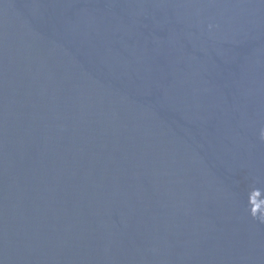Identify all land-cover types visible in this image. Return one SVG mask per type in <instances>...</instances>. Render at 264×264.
Wrapping results in <instances>:
<instances>
[{
    "label": "water",
    "instance_id": "1",
    "mask_svg": "<svg viewBox=\"0 0 264 264\" xmlns=\"http://www.w3.org/2000/svg\"><path fill=\"white\" fill-rule=\"evenodd\" d=\"M0 264H264V0H0Z\"/></svg>",
    "mask_w": 264,
    "mask_h": 264
}]
</instances>
